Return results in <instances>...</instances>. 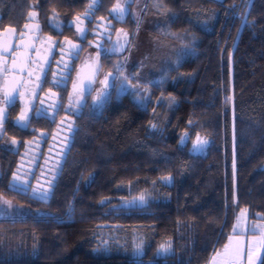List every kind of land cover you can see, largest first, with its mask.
I'll return each instance as SVG.
<instances>
[{
	"label": "trees",
	"instance_id": "16d2710c",
	"mask_svg": "<svg viewBox=\"0 0 264 264\" xmlns=\"http://www.w3.org/2000/svg\"><path fill=\"white\" fill-rule=\"evenodd\" d=\"M82 1L0 0V9L17 16L31 5L41 16L53 10L67 16ZM151 5L172 12V31L195 36L193 55L177 66L182 81L175 88L151 85L152 96L162 91L175 100L160 132L148 129V107L128 95L110 99L77 137L40 206L5 189L9 153L0 145V194L41 211L0 219V264H132V234L142 239L139 264H205L241 209L247 224L264 221V0H252L244 27L248 0ZM200 11L214 13L208 28L192 23ZM197 136L208 141L202 152L191 148ZM124 184L150 190L152 199L142 207L119 206ZM100 230L116 232L122 245L102 248ZM163 242L171 251L155 255Z\"/></svg>",
	"mask_w": 264,
	"mask_h": 264
},
{
	"label": "flooded vegetation",
	"instance_id": "af4514ba",
	"mask_svg": "<svg viewBox=\"0 0 264 264\" xmlns=\"http://www.w3.org/2000/svg\"><path fill=\"white\" fill-rule=\"evenodd\" d=\"M135 2L102 0V6L94 17L84 19L82 26L87 30V35L83 39L77 33L76 25L70 22L85 12L89 0H83L81 6L67 16L55 14L56 19H53L54 13L38 15L31 5L17 16L4 14L0 9V40L7 39L11 43L12 51L20 58L17 66L25 68L22 73H10L6 77L9 82L7 85L4 83L5 77L0 76V107H5L2 101L5 91H11L13 75L16 79L26 81L19 89L21 95L15 103L6 107L7 119L3 133H0V145L9 153L5 189L10 194L39 206L47 204L60 174L75 150L77 137L87 129L89 120L97 117L110 99L128 95L127 91L119 90L122 85L127 86L129 81H134L122 68L137 27V21L133 18ZM117 3L128 9L123 19H115L114 14H110ZM29 11L37 14L34 19H29ZM26 23L29 25L27 29L24 28ZM57 23L60 28L54 26ZM8 27L15 28L17 35L4 33ZM21 32L24 33L22 37L19 35ZM66 38L79 47L72 49ZM11 62L12 56L9 55V66ZM125 77L127 80L122 84ZM54 79L62 80L63 83L56 86L53 84ZM106 84L108 87H105ZM101 90L109 98L102 106H97L96 97ZM54 103L57 108L53 107ZM25 108L31 118L28 128H22L16 123ZM37 109L44 114L38 115ZM13 139L17 143L13 144ZM14 173L30 185L28 194L8 187ZM34 188L48 190V199H33L31 189ZM1 196L27 207L22 215L41 213L40 210L31 212L28 206Z\"/></svg>",
	"mask_w": 264,
	"mask_h": 264
},
{
	"label": "rangeland",
	"instance_id": "374dc122",
	"mask_svg": "<svg viewBox=\"0 0 264 264\" xmlns=\"http://www.w3.org/2000/svg\"><path fill=\"white\" fill-rule=\"evenodd\" d=\"M146 1L136 0L135 2L136 6L133 18L137 21V27L135 29L134 39L125 56L126 62L123 65L122 71L134 79V81H129L127 86H125L129 98L136 105H139L136 102L137 95L145 97L143 107H148L152 111L148 129L154 133H158L161 129V120H164L168 116L170 106L173 105L175 100L164 99L165 96L162 91L158 94V97L152 96L149 85L175 88L176 84L182 81L183 76L178 72L177 66L182 60L193 55L192 44L195 41V36L185 29L172 31L169 27V22L173 16L172 12L168 9H161L151 5V1L155 4L156 0H148V3ZM213 17L214 13L210 11L206 13L202 11L196 12L192 18V23L194 26L200 28H208ZM125 82V79H123L122 84H125ZM145 84L147 87H145ZM133 85H138V90L133 88ZM119 91H122V89ZM151 124H156L157 127L152 128ZM194 142L191 145L192 149ZM160 181L163 184L169 183V181L166 182L163 178ZM120 189L123 191L121 196L118 197V205L121 207H127L125 206L126 201L132 200L141 194L145 195L146 201L152 199V192L150 190H134L127 184L122 185ZM6 200L11 201L13 205H19V211L21 213L24 212V209L27 210V207L13 200ZM4 207L7 208L8 205H4ZM9 211L13 213L11 216H17L15 215L16 208L9 209ZM239 213L240 211L234 218L226 240L212 251L205 264H210L215 253L223 252L224 245L229 243V236H234L237 240L243 241L245 244L248 241L259 238L258 234L254 235L250 229L252 225L264 224V221L249 222L247 224V231L241 232V229H237L236 233L232 231ZM242 226L243 221L241 223ZM123 241L124 239L118 238L116 232L100 230L99 245L104 249L110 244L120 246ZM137 244L142 245V239L138 234H132L129 239L131 255H133ZM161 244L168 243L163 242ZM161 244L158 245L155 255H164L158 252Z\"/></svg>",
	"mask_w": 264,
	"mask_h": 264
},
{
	"label": "snow or ice",
	"instance_id": "6c2138e0",
	"mask_svg": "<svg viewBox=\"0 0 264 264\" xmlns=\"http://www.w3.org/2000/svg\"><path fill=\"white\" fill-rule=\"evenodd\" d=\"M128 0H125V3H127ZM251 4L252 0H248V10L245 12L244 17L242 18V27L247 26L249 21L247 17L250 15L251 11ZM102 6V0H89V3L87 5V9L84 13L81 15H77L74 19V21L70 23H74L76 25V30L79 36L83 39L86 38L87 30L82 26L84 23V19H90L94 17L95 12L98 10L99 7ZM159 6V4L157 5ZM53 19H56L55 10ZM128 9L121 5L120 3H117L111 10L110 14H114L115 19H123L124 15L127 13ZM36 13L34 11L28 12L29 19H34L36 17ZM56 28H60V25L57 23L54 25ZM29 25L26 23L24 25V28L27 29ZM38 29V25H36ZM4 33L11 34L13 36L17 35L16 29L12 27H8L4 29ZM21 37L24 35L23 32L19 34ZM50 39V38H49ZM66 42L70 45L72 49H77L79 45L72 43V41L67 40ZM25 47H31V45H24ZM115 50V49H114ZM9 55L12 56V62L11 66H9L8 63V57ZM20 59L17 57L14 52L12 51V45L7 39L0 40V76L5 77L4 83L7 85L9 82L7 81L6 77L11 73L15 74L17 72H24L25 68L23 66L18 67L17 61ZM28 61L26 60L25 63ZM67 67V65H65ZM117 69L119 70V65L117 66ZM29 76L32 75L31 72L28 73ZM111 75V74H109ZM46 77V73H45ZM39 79V77H37ZM125 80H127V77H125ZM13 86L11 87V91H5L3 101L2 103L5 105V107H0V133H3L4 130V123L7 119V113H6V107L9 105H13L19 95H21L19 89L26 84V81L23 79H16L15 75H13ZM63 83L62 80H53V84L56 86H59ZM74 89L76 88V85L74 84ZM105 87H108L106 84ZM133 88H136L138 90V85H133ZM122 90H127L125 86H121ZM90 91V89H89ZM53 96H55V93H53ZM108 95L105 91L101 90L97 97L96 101L97 106H102L103 103H105L108 99ZM226 100H232V97H226ZM145 97L137 95L136 102L140 106H144ZM54 108H57L58 106L54 103ZM38 115H43L44 113L41 112V110H36ZM31 118L28 115V109L25 108L21 111V114L17 117L16 123L22 127V128H28L30 126ZM191 123V121H189ZM70 127V126H69ZM152 128H156V124H151ZM188 138V133L186 132L181 137V143H183ZM13 144L17 143L15 139L11 141ZM208 144L207 139L201 138L200 136H197L192 151L194 152H202L205 146ZM233 178L235 182V159L233 160ZM163 179L168 182L171 181V177H163ZM8 187L12 190H15L17 192L28 194V189L30 188V185L27 184L26 181H22L21 177L17 174H13L12 179L9 181ZM51 188V182H49V189ZM31 194L33 199L38 200H47L49 191L48 190H42L40 188H34L31 189ZM233 200H236L235 192H233ZM103 203V201H101ZM146 198L144 194L139 195L138 197H134L132 200L126 201L127 207L135 208V207H142L144 204H146ZM4 205H8L7 208L4 207ZM16 208L17 211L15 215L20 216L22 213L19 211L20 206L19 205H13L11 201L4 199L2 196H0V217L7 218L11 215H13L12 212L9 211V209ZM247 218V209H241L240 213L237 215L236 220L237 222L233 225L232 231L236 232L237 229H241V223L242 221L246 220ZM261 219H264V217H261ZM250 231L254 234H258V239L248 241L247 244H245L243 241L237 240L234 236H229V243L224 245L223 252L215 253L212 257V260L210 261V264H264V224L260 225H252ZM143 251L142 245L137 244L133 253L132 257V264H139V257L141 256ZM171 251V244H161L159 246L158 252L162 254H167Z\"/></svg>",
	"mask_w": 264,
	"mask_h": 264
},
{
	"label": "crops",
	"instance_id": "0c3cea01",
	"mask_svg": "<svg viewBox=\"0 0 264 264\" xmlns=\"http://www.w3.org/2000/svg\"><path fill=\"white\" fill-rule=\"evenodd\" d=\"M243 230H240L241 232L243 231H247V223H246V220L243 221V226L241 227ZM236 233V232H234ZM210 256V255H209ZM209 258V257H208ZM208 261V260H207Z\"/></svg>",
	"mask_w": 264,
	"mask_h": 264
}]
</instances>
